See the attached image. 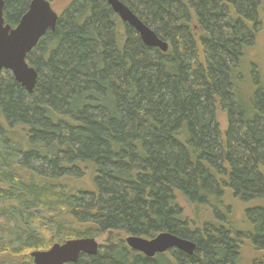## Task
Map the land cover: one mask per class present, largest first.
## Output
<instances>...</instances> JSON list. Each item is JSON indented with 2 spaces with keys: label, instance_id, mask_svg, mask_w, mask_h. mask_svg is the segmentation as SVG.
Segmentation results:
<instances>
[{
  "label": "trees",
  "instance_id": "16d2710c",
  "mask_svg": "<svg viewBox=\"0 0 264 264\" xmlns=\"http://www.w3.org/2000/svg\"><path fill=\"white\" fill-rule=\"evenodd\" d=\"M16 27L31 0H3ZM51 6L60 0H47ZM65 0L27 55L31 94L0 74V264L72 239L70 264H264V0ZM196 245L154 258L129 236Z\"/></svg>",
  "mask_w": 264,
  "mask_h": 264
},
{
  "label": "water",
  "instance_id": "95a60500",
  "mask_svg": "<svg viewBox=\"0 0 264 264\" xmlns=\"http://www.w3.org/2000/svg\"><path fill=\"white\" fill-rule=\"evenodd\" d=\"M105 1L123 23L138 33L145 46L167 51V43L161 41L125 5L118 0ZM58 18L49 1L31 0L26 13L17 26L12 28L4 22V1L0 0V74L2 71H9L29 94L36 86L37 72L26 62L27 55L36 48L47 32L55 30ZM125 243L131 250L146 258H154L171 249L191 255L196 248L193 242L169 233H160L152 239L129 236ZM99 249L100 244L94 238L72 239L53 244L46 251H33L29 256L32 264H70L76 263L81 255H97Z\"/></svg>",
  "mask_w": 264,
  "mask_h": 264
},
{
  "label": "rangeland",
  "instance_id": "374dc122",
  "mask_svg": "<svg viewBox=\"0 0 264 264\" xmlns=\"http://www.w3.org/2000/svg\"><path fill=\"white\" fill-rule=\"evenodd\" d=\"M65 0H60L56 5H53V10L58 14L59 11L64 7ZM249 58L255 59L256 62L260 65L261 68L264 69V34L262 33L258 40L257 44L250 50ZM99 244L101 241L99 239L96 240ZM61 244V243H60Z\"/></svg>",
  "mask_w": 264,
  "mask_h": 264
},
{
  "label": "flooded vegetation",
  "instance_id": "af4514ba",
  "mask_svg": "<svg viewBox=\"0 0 264 264\" xmlns=\"http://www.w3.org/2000/svg\"><path fill=\"white\" fill-rule=\"evenodd\" d=\"M5 22V21H4ZM17 26V25H16ZM15 28V27H14Z\"/></svg>",
  "mask_w": 264,
  "mask_h": 264
}]
</instances>
